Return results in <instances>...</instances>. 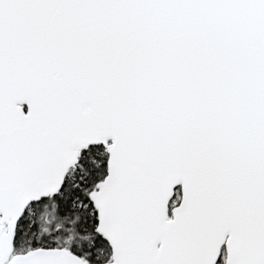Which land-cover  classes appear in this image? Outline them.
I'll list each match as a JSON object with an SVG mask.
<instances>
[{
	"label": "snow or ice",
	"instance_id": "obj_1",
	"mask_svg": "<svg viewBox=\"0 0 264 264\" xmlns=\"http://www.w3.org/2000/svg\"><path fill=\"white\" fill-rule=\"evenodd\" d=\"M0 264H264V0H0Z\"/></svg>",
	"mask_w": 264,
	"mask_h": 264
}]
</instances>
